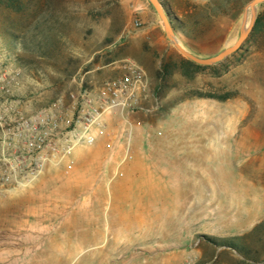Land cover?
I'll list each match as a JSON object with an SVG mask.
<instances>
[{"label":"rangeland","instance_id":"rangeland-1","mask_svg":"<svg viewBox=\"0 0 264 264\" xmlns=\"http://www.w3.org/2000/svg\"><path fill=\"white\" fill-rule=\"evenodd\" d=\"M23 1L20 13L0 7V69L21 82L7 117L57 109L69 123L71 94H97L132 66L160 105L133 116L140 150L123 177L126 125L111 116L113 153L98 140L0 193V264H263L264 30L189 79L147 0ZM160 1L182 47L210 58L237 40L251 0L196 28L186 11L210 0ZM164 63L174 72L160 79Z\"/></svg>","mask_w":264,"mask_h":264},{"label":"built area","instance_id":"built-area-1","mask_svg":"<svg viewBox=\"0 0 264 264\" xmlns=\"http://www.w3.org/2000/svg\"><path fill=\"white\" fill-rule=\"evenodd\" d=\"M18 71L0 69V193H9L38 178L48 163L56 167L73 163V154L81 147H92L98 140L113 153L121 138L118 129L109 127L108 117H121L126 130L122 138V155L117 161L116 176L123 177L122 165L134 159L140 147L134 144V115L151 114L159 109V99L147 88L144 73L136 66L107 81L101 91L70 95L75 118L69 123L60 110L34 117L6 115L8 105L20 87ZM149 99L150 104L146 102Z\"/></svg>","mask_w":264,"mask_h":264},{"label":"trees","instance_id":"trees-1","mask_svg":"<svg viewBox=\"0 0 264 264\" xmlns=\"http://www.w3.org/2000/svg\"><path fill=\"white\" fill-rule=\"evenodd\" d=\"M238 0H210L208 3L203 5H190L193 11H186V14L189 13L187 16L188 19L191 21V25L196 28L204 23H208V21L223 18L229 16L232 10L240 7ZM260 7L264 6V3L259 5ZM0 7L4 8L13 13H20L24 8V1L23 0H0ZM194 12V14H193ZM179 27V26H178ZM181 32L185 36H189L187 30L184 28L180 29ZM264 30V19L262 13L258 12L256 16V20L254 23V27L249 34L251 37L254 34L261 33ZM249 38V37H248ZM240 50V49H239ZM181 75L185 78H192V75L203 68V66L197 65L185 58H182L179 61ZM174 72L173 67L170 64H163L161 69L157 72V76L160 79L163 77L171 75ZM228 98H224L221 100H227ZM244 259H246L244 257ZM247 261V259L245 260ZM243 261L242 264H257L256 261L251 260L250 262ZM264 264V263H263Z\"/></svg>","mask_w":264,"mask_h":264},{"label":"water","instance_id":"water-1","mask_svg":"<svg viewBox=\"0 0 264 264\" xmlns=\"http://www.w3.org/2000/svg\"><path fill=\"white\" fill-rule=\"evenodd\" d=\"M153 9L155 10L160 23L163 27L165 32L166 38L172 43L174 48L187 60L200 65V66H211L217 64L228 56L232 55L236 51H238L244 42L249 37L251 33L254 23L257 16V7L264 3V0H251L244 8L242 24L239 31V36L237 40L229 47L222 50L219 54L210 57V58H199L195 55L188 52L186 49L182 47L179 40L177 39L172 23L169 19L166 9L164 8L163 4L160 0H147Z\"/></svg>","mask_w":264,"mask_h":264},{"label":"bare ground","instance_id":"bare-ground-1","mask_svg":"<svg viewBox=\"0 0 264 264\" xmlns=\"http://www.w3.org/2000/svg\"><path fill=\"white\" fill-rule=\"evenodd\" d=\"M72 229H73V227L69 226L68 230L71 231ZM80 236H82V238H83L84 235L81 233ZM82 241H83V243L85 244L86 240H82ZM58 242H59L60 244H62V245H67V240L64 239V238H60V239L58 240ZM64 249H65V248H64Z\"/></svg>","mask_w":264,"mask_h":264}]
</instances>
